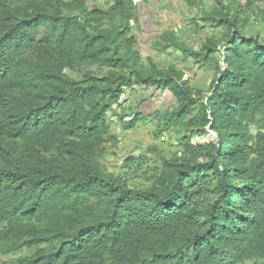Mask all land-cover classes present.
Segmentation results:
<instances>
[{
    "label": "trees",
    "instance_id": "16d2710c",
    "mask_svg": "<svg viewBox=\"0 0 264 264\" xmlns=\"http://www.w3.org/2000/svg\"><path fill=\"white\" fill-rule=\"evenodd\" d=\"M260 4L213 0L191 22L208 34L166 30L143 58L134 0H0V264H264ZM179 53L211 72L205 96ZM135 88L171 93L152 113L175 149H136L116 173L109 114L146 120L120 106Z\"/></svg>",
    "mask_w": 264,
    "mask_h": 264
},
{
    "label": "rangeland",
    "instance_id": "374dc122",
    "mask_svg": "<svg viewBox=\"0 0 264 264\" xmlns=\"http://www.w3.org/2000/svg\"><path fill=\"white\" fill-rule=\"evenodd\" d=\"M140 4H144L151 7H153V2H142L140 0H137ZM181 2V0H179ZM100 2V1H98ZM203 7H201L199 10L198 8L194 9L192 6L186 7L187 12H182V7H179V10L177 11L179 16L174 17L173 14L172 18L169 20H166V25L164 26H172L173 21L175 20H182L184 22H191L192 16H195L194 18H198L200 14V10L202 8H207L208 10L210 7H208V4L213 3V0H203ZM102 6H107V4H104L103 1L100 2ZM264 8V5L260 4ZM150 7V6H149ZM148 7V8H149ZM155 7V5H154ZM174 4L171 3V1H163L158 4V11L156 13V8L154 9L155 22H160L162 20V17L164 14L168 11H173ZM149 10V9H148ZM148 13V12H144ZM177 14V13H176ZM148 14H145L144 17L142 15L141 24L139 21V26L133 25L131 26L130 34L134 35L137 39V47L141 53V56L144 58L146 56L151 57H157L158 53L153 47V34H158L161 29L164 28L162 26L163 22H160L159 29L156 31L152 28L151 30L148 29V26H144V22H146ZM145 18V19H144ZM149 20H147V23ZM252 26L248 27L246 29V32L249 33L250 28L254 29L258 32L259 36L261 38H264V22H252ZM193 29V28H192ZM197 36L194 39H189L188 44L193 46L195 43L198 42L199 36L202 35L204 37L206 34H208V29H206L204 32H197L195 29L192 30ZM178 54V53H177ZM183 56L184 54L181 53ZM179 53V55L181 56ZM179 56V57H180ZM158 59V58H156ZM185 57H180L179 60H175L177 65L183 66L185 70V75L183 79H187L189 85L193 88V90H197V88L201 89L203 91L202 96H205L207 94V88L208 84L210 82V71H206L202 68H200L198 65L193 64L190 61H185ZM125 100L120 104L126 112H137V113H143L147 117L146 120L141 119L138 121V123L134 126L131 130H123L122 125H120L119 120L112 114H109V118L111 120V127L114 129V131L117 133L119 137V143L117 147L114 149V153L109 154L106 156V163L109 168V170L114 171L116 173L122 171V162L124 161L125 157L135 153L134 150L138 149L141 151H144L146 147L150 144H155L161 151L167 152L169 150L175 149V136L171 133L169 134L168 131H164L161 134L157 132V120H155V117L152 113V111L156 109L161 108H173L175 106L174 99L171 95V93L167 90L160 92L159 90H153V89H138L135 88L134 90H128L125 94ZM124 121H128L129 118H124ZM214 137V133L211 132L206 136H194L192 138V143H205L212 139ZM14 255H9L4 258H11ZM244 264H253L252 262H245Z\"/></svg>",
    "mask_w": 264,
    "mask_h": 264
},
{
    "label": "crops",
    "instance_id": "0c3cea01",
    "mask_svg": "<svg viewBox=\"0 0 264 264\" xmlns=\"http://www.w3.org/2000/svg\"><path fill=\"white\" fill-rule=\"evenodd\" d=\"M142 2H148L150 0H140ZM163 1H169V0H151V2H153V7H151V5L149 4V6L147 5H144V4H140L137 0H134V2L136 3L137 5V16H138V26H139V21H140V24H141V19H142V15L144 17L145 14H148L149 17H147L146 19V22H144V26L147 27L148 26V29L151 30L152 28L156 31L157 30H160L158 27H159V23L160 22H163L162 26L166 25V20H169L170 18H172V15L174 17H178L179 14H178V10H179V7L181 6L182 7V12L185 13L187 12L186 10V7H187V0H181V2L179 0H170L172 4H174V10L173 11H168L164 14V16L162 17V20L160 22H155L154 21V17H155V14L157 13L158 11V4L163 2ZM180 5V6H179ZM149 7V8H148ZM153 8H156V13L154 12V9ZM149 9V10H148ZM194 9H196L194 7ZM144 12H148V13H145ZM177 13V14H176ZM193 17V16H192ZM145 19V18H144ZM147 20H149V22L147 23ZM170 22V20H169ZM192 22V21H191ZM190 21L189 22H184L182 20H175L173 21V24L172 26H164L163 29H161L159 31L158 34H153L152 35V38H153V41H155V39L164 31L166 30H172L176 33V35L179 37V39L181 41H185V42H189V39H194L197 35L192 32V30L194 29V26L193 24L191 23ZM193 28V29H192ZM200 38H202V35L199 36ZM174 55V54H173Z\"/></svg>",
    "mask_w": 264,
    "mask_h": 264
}]
</instances>
